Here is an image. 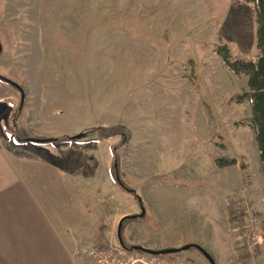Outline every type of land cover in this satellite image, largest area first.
<instances>
[{"label":"rangeland","instance_id":"374dc122","mask_svg":"<svg viewBox=\"0 0 264 264\" xmlns=\"http://www.w3.org/2000/svg\"><path fill=\"white\" fill-rule=\"evenodd\" d=\"M254 22L244 0H0V75L24 96L13 88L17 134L86 133L75 150L96 163L100 192L83 242L120 245V219L140 213L116 170L145 211L123 223L126 247L197 244L217 264H264V176L254 133L235 125L251 107L227 105L247 78L213 52L225 44L233 57H254ZM112 126L128 137L96 139ZM223 157L236 164L217 167ZM83 250L72 254L92 264ZM188 251L165 259L206 263Z\"/></svg>","mask_w":264,"mask_h":264},{"label":"crops","instance_id":"0c3cea01","mask_svg":"<svg viewBox=\"0 0 264 264\" xmlns=\"http://www.w3.org/2000/svg\"><path fill=\"white\" fill-rule=\"evenodd\" d=\"M253 29L256 44V23ZM13 93L0 81V264H80L72 251L86 248L90 243L82 239L94 231L89 208L100 192L96 163L75 150L83 144L14 142Z\"/></svg>","mask_w":264,"mask_h":264},{"label":"trees","instance_id":"16d2710c","mask_svg":"<svg viewBox=\"0 0 264 264\" xmlns=\"http://www.w3.org/2000/svg\"><path fill=\"white\" fill-rule=\"evenodd\" d=\"M246 3H251L255 9V22L257 24L256 30V47L258 54L251 58H236L233 57L230 49L225 44H216L213 46V52L220 58L222 64L234 75H244L247 78V90L230 96L227 105L241 104L248 102L251 107V116L246 119H241L235 125L247 126L254 133V139L258 150V158L260 162L261 171L264 176V0H244ZM190 81L196 86L194 77H190ZM8 86L15 88V83L12 81H2ZM18 90V89H17ZM19 91V90H18ZM128 137V131L122 126L112 127H99L96 131V139L98 141H105L112 139L115 136ZM14 139L17 144L27 143L26 138H21L17 134L16 125L14 124ZM86 143L93 142L94 140H85ZM77 140L71 137H59L50 139L46 143L33 144H71ZM214 163L219 168H224L236 164L234 158H217ZM243 167V166H242ZM113 172V166L111 167ZM115 182L117 180L115 179ZM123 187L128 188L120 181ZM119 185V183L117 182ZM130 189V188H128ZM132 190V189H131ZM135 199L138 196L132 190L131 194ZM129 220L124 218L122 226L125 221ZM122 231V227H121ZM192 250V249H190ZM165 255L163 257H166Z\"/></svg>","mask_w":264,"mask_h":264},{"label":"built area","instance_id":"2783aa9c","mask_svg":"<svg viewBox=\"0 0 264 264\" xmlns=\"http://www.w3.org/2000/svg\"><path fill=\"white\" fill-rule=\"evenodd\" d=\"M83 251L92 264H208L184 258L165 259L161 256L128 251L120 245L105 248L89 244Z\"/></svg>","mask_w":264,"mask_h":264},{"label":"water","instance_id":"95a60500","mask_svg":"<svg viewBox=\"0 0 264 264\" xmlns=\"http://www.w3.org/2000/svg\"><path fill=\"white\" fill-rule=\"evenodd\" d=\"M0 80L1 81H10V80L2 77L1 75H0ZM15 87L21 93V100H23L24 96H23L21 88L18 87L17 85H15ZM85 136H86V133L81 132V133H78L76 135L71 136V138L74 139V140H81V139L85 138ZM49 140L50 139H47V138L46 139L26 138L27 142H35V143H46ZM115 176H116L117 182L119 183V186L126 193L131 194L132 190L123 187L122 184L120 183V181L118 179V176H117V171L116 170H115ZM136 201H137V203L139 205L140 213L138 215H127V216L122 217L120 219L119 223H118V226H117V238H118V241H119V244H120L121 247L126 248L129 251L141 252V253L152 255V256L173 255V254H178V253H181V252L188 251L190 249H195L196 251H198L205 258V260L207 261L208 264H216V262L214 261L213 257L206 250H204L201 246H199L197 244H186V245H183V246L178 247V248H166V249H160V250H152V249L144 248V247L139 246V245H133V246H130L128 248L125 247V245H124V243L122 241V238H121V227H122L123 219L124 218L134 219L136 217H143L144 213H145L144 208H143V206L141 204V200L139 198H137Z\"/></svg>","mask_w":264,"mask_h":264}]
</instances>
